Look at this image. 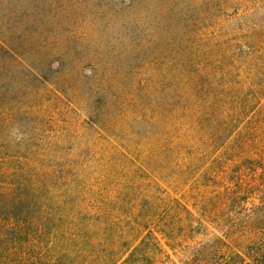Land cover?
Wrapping results in <instances>:
<instances>
[{
    "label": "rangeland",
    "instance_id": "obj_1",
    "mask_svg": "<svg viewBox=\"0 0 264 264\" xmlns=\"http://www.w3.org/2000/svg\"><path fill=\"white\" fill-rule=\"evenodd\" d=\"M261 167L264 0H0V217L37 264H256Z\"/></svg>",
    "mask_w": 264,
    "mask_h": 264
},
{
    "label": "trees",
    "instance_id": "obj_2",
    "mask_svg": "<svg viewBox=\"0 0 264 264\" xmlns=\"http://www.w3.org/2000/svg\"><path fill=\"white\" fill-rule=\"evenodd\" d=\"M264 171V168L261 167ZM261 182V206L264 207V172ZM29 222L19 215H8L0 217V264H37L44 256L41 253L38 256L30 255L36 247L37 239L31 235ZM254 247L251 253L256 264H264V233L257 236L253 243ZM129 258L125 261L127 262ZM111 264V259H109ZM108 264V261L106 263Z\"/></svg>",
    "mask_w": 264,
    "mask_h": 264
}]
</instances>
